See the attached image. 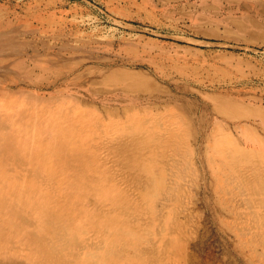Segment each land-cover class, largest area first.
<instances>
[{
    "label": "rangeland",
    "instance_id": "1",
    "mask_svg": "<svg viewBox=\"0 0 264 264\" xmlns=\"http://www.w3.org/2000/svg\"><path fill=\"white\" fill-rule=\"evenodd\" d=\"M18 103L77 140L36 264H264V1L0 0Z\"/></svg>",
    "mask_w": 264,
    "mask_h": 264
},
{
    "label": "bare ground",
    "instance_id": "2",
    "mask_svg": "<svg viewBox=\"0 0 264 264\" xmlns=\"http://www.w3.org/2000/svg\"><path fill=\"white\" fill-rule=\"evenodd\" d=\"M47 118H53L55 122H33V105L18 103L0 107V239L7 242L14 237L19 245L1 250L0 264H36L29 251L33 235L41 236L52 230L57 232L58 241L64 238L65 225L51 219L49 210L72 204L67 202L71 198L48 193L64 192L62 185L68 180L65 161L70 153L61 151L68 145L77 144V140L72 138L74 134L67 133L65 124L57 123L64 119L57 121L59 116L56 114ZM68 123H72V119ZM47 126L50 132L44 129ZM33 145L38 146L36 153H33ZM70 148L72 146L67 149ZM41 159L46 162L39 165ZM23 163L24 167L21 166ZM72 245L77 246L71 251V256L76 258L92 254L94 248L95 252L98 250L88 241L73 242Z\"/></svg>",
    "mask_w": 264,
    "mask_h": 264
}]
</instances>
